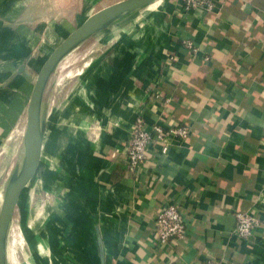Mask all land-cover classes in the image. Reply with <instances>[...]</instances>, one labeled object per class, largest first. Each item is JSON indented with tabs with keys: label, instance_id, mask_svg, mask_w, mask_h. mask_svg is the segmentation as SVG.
Masks as SVG:
<instances>
[{
	"label": "crops",
	"instance_id": "obj_1",
	"mask_svg": "<svg viewBox=\"0 0 264 264\" xmlns=\"http://www.w3.org/2000/svg\"><path fill=\"white\" fill-rule=\"evenodd\" d=\"M107 1L0 0V193L22 157L44 47ZM215 2L212 11L181 0L140 9L58 65L31 187L52 197L27 223L44 237L40 260L53 252L49 264H101V248L104 264H264V0ZM78 60L82 68L67 66ZM138 117L190 135L167 154L151 147L130 172ZM166 204L180 207L187 233L160 244L154 224ZM236 211L259 219L250 243L235 234Z\"/></svg>",
	"mask_w": 264,
	"mask_h": 264
},
{
	"label": "water",
	"instance_id": "obj_2",
	"mask_svg": "<svg viewBox=\"0 0 264 264\" xmlns=\"http://www.w3.org/2000/svg\"><path fill=\"white\" fill-rule=\"evenodd\" d=\"M158 1L162 0H120L96 11L70 33L43 64L37 75L28 105L22 161L18 167L20 174L16 180H12L14 185L7 187L0 206V264H8L6 237L10 224L20 199L38 173L44 138V124L41 117L42 99L56 68L69 53L81 46L96 32L105 28L113 19L132 14ZM98 242L100 247L99 236ZM100 259L101 264H104L101 248Z\"/></svg>",
	"mask_w": 264,
	"mask_h": 264
},
{
	"label": "built area",
	"instance_id": "obj_3",
	"mask_svg": "<svg viewBox=\"0 0 264 264\" xmlns=\"http://www.w3.org/2000/svg\"><path fill=\"white\" fill-rule=\"evenodd\" d=\"M184 10L205 8L212 11L215 0H181ZM188 50L195 51L192 43L186 42ZM176 59L175 55L170 61ZM190 135L188 127H164L159 124L148 125L143 117H138L132 127L131 136L127 145V168L130 172L135 170L149 157L151 147H157L162 154H167L173 141H185ZM236 228L235 234L240 241L250 243L255 237L258 217L255 214L236 211L233 214ZM154 233L160 244L184 239L187 233L186 219L176 204H166L158 213L154 224ZM202 264H221L216 259H208Z\"/></svg>",
	"mask_w": 264,
	"mask_h": 264
},
{
	"label": "rangeland",
	"instance_id": "obj_4",
	"mask_svg": "<svg viewBox=\"0 0 264 264\" xmlns=\"http://www.w3.org/2000/svg\"><path fill=\"white\" fill-rule=\"evenodd\" d=\"M167 1H170V0H162L158 3L163 4ZM172 1H174V0H172ZM114 2H116V1L115 0H108L105 3L104 2L101 3V5L95 6V8L101 7L102 5L108 6ZM151 6H153V5H151ZM95 12L96 11L87 12V14L85 16L89 17L90 15H92ZM130 15H132V14L119 17V19H117L116 22L112 21L102 30H104V29H106L112 25L117 24L120 20H123L124 18H126ZM85 20L86 19H84V17L78 19V21L74 20L73 23H75L76 26L71 27V29H70L71 33L73 31H75ZM102 30H100V31H102ZM100 31L96 32L94 35H98L100 33ZM67 36L68 35H66L65 37H62L61 41L58 43L47 44L46 47H44V48H46V53H45L46 59L42 60L41 63L39 64V66L37 67V69H38L37 75H38L39 71L41 70L45 61L51 55V53L55 50V48L57 46H59L64 41L65 38H67ZM89 44H91V42L85 41L82 44V46L80 47V49H78L77 51H80V52L88 51V49L91 47V45H89ZM71 62H72V60H71ZM71 62L67 65L70 69H80L83 66L82 64H84V62H86V61L78 60V61H74L73 64ZM72 76L68 77L67 79L68 80L72 79ZM36 78H37V76H36ZM53 83H54V80H52V84ZM48 89H49V86L47 88V92H48ZM47 94L48 93H46V98H47ZM45 101H46V99H45ZM21 161H22V157L19 158V161H18L19 164H17L18 167L21 165V163H20ZM18 167L15 169L14 172L9 173L7 183L17 173V171L19 170ZM37 178L38 177L36 176L34 181ZM32 185H33V183L30 185L28 190L25 192V194L20 199L18 206L15 210L13 220H12V224H15L14 225L15 227L11 224L10 230L8 231V234L6 237V254H7V258L8 257L10 258V260L8 258V261H9L8 264H49V262H50L49 259H51L52 263H53V261H54L53 259L55 258L53 252H48L47 257L45 258V259H47V261H45L44 258H43V260H40L38 258L40 255L38 252L35 251V248H36L37 244L40 242V240L44 239V237L39 236L38 233L32 234L31 236L28 235V231H29L27 229L28 218H30V216H31V218H33V216L35 215L34 213H36V212L37 213H43V214L46 213V210H45L46 209V201H47V199H50L52 197L51 194H49V193L47 195L43 194L45 197L44 196L39 197L40 195L37 194V192H35V190L33 191V188H31V187H33ZM6 186L3 189V193L6 191ZM30 197H32V199H30ZM40 199L42 200L41 202H40ZM44 201H45V203H44ZM1 203H2V201H0V206H1ZM47 223H49V222H47ZM45 224H46V221L44 220L42 226L45 227ZM46 226H48V225H46ZM31 227H32V229H34L33 225ZM45 228H48L50 230L53 228V225L50 227H45Z\"/></svg>",
	"mask_w": 264,
	"mask_h": 264
},
{
	"label": "bare ground",
	"instance_id": "obj_5",
	"mask_svg": "<svg viewBox=\"0 0 264 264\" xmlns=\"http://www.w3.org/2000/svg\"><path fill=\"white\" fill-rule=\"evenodd\" d=\"M158 2H160V1H158ZM158 2H155V3H152L151 5H154V4H156V3H158ZM151 5H149V6H147V8L148 7H150ZM117 19H119V18H115V19H113L112 21L113 22H115ZM95 42V41H94ZM93 44V43H92ZM89 45H91V44H89ZM88 46V45H87ZM86 46V47H87ZM85 47V48H86ZM77 51V50H76ZM75 51V52H76ZM68 62V61H67ZM66 63V62H65ZM46 93H47V90L45 91V94H44V96H43V99H42V107H41V117H42V108H43V105L45 104V99H46ZM21 168V167H20ZM19 174H20V170L18 171V173L14 176V177H12L10 180H9V182L7 183V186H6V189H7V187L9 186H11V184H12V186L14 185V183H13V179H15L16 180V178L19 176ZM13 180V181H12ZM3 196H4V193L2 192V193H0V201H2L3 200ZM15 218V217H14ZM16 219V218H15ZM13 226L15 225V224H12ZM15 227V226H14ZM15 229V228H14ZM15 231V230H14ZM16 233V232H15ZM17 234V233H16ZM16 238V237H15ZM11 257V256H10ZM9 258V257H8ZM8 258H7V261H8ZM12 259V258H11ZM9 260H10V258H9ZM8 263H9V261H8Z\"/></svg>",
	"mask_w": 264,
	"mask_h": 264
}]
</instances>
